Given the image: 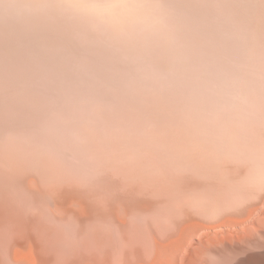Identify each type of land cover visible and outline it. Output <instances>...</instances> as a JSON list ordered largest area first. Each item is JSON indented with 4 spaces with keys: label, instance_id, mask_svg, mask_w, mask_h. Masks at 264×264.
Here are the masks:
<instances>
[{
    "label": "rangeland",
    "instance_id": "1",
    "mask_svg": "<svg viewBox=\"0 0 264 264\" xmlns=\"http://www.w3.org/2000/svg\"><path fill=\"white\" fill-rule=\"evenodd\" d=\"M263 175L264 0H0V264H236Z\"/></svg>",
    "mask_w": 264,
    "mask_h": 264
},
{
    "label": "bare ground",
    "instance_id": "2",
    "mask_svg": "<svg viewBox=\"0 0 264 264\" xmlns=\"http://www.w3.org/2000/svg\"><path fill=\"white\" fill-rule=\"evenodd\" d=\"M249 185L251 186V183H249ZM252 186H253V184H252ZM251 189L253 190V188H251ZM245 190H248V189L245 188ZM235 191H237V190H235ZM249 192H250V190H249ZM233 194H235V193H233ZM234 196H237V195H234ZM231 198H232V196H231ZM237 199H238V197H237ZM242 200H240V201H242ZM248 200L251 202L250 199H248ZM257 200H258V202L256 200H252V202L254 201V203L251 202L252 203L251 208L249 206L250 210L248 209L249 212H248V215L246 217H244L242 219L241 218H230L231 221L228 222V224H230V227H231L229 230H232V231H229L226 238L228 241L229 251H232V253L231 252L230 253L234 254V255L230 256V254L228 253L229 254L228 257L229 256L230 257H229V259H228L229 261L227 263H229V262L233 263L232 261L235 258L237 260L236 264H264V195L261 196V199H257ZM239 202L237 203V200H236V202H234V204L235 203L239 204ZM229 206H231L230 203H229ZM233 206L234 205H232V207ZM216 208L218 209V207H216ZM245 220H248L249 222L246 223V225H244V228H241L239 230V229H235L234 227H232V226H234V224L239 225V224L243 223ZM250 223H251V226L249 225ZM234 230L237 232H234ZM230 248L232 250H230Z\"/></svg>",
    "mask_w": 264,
    "mask_h": 264
}]
</instances>
